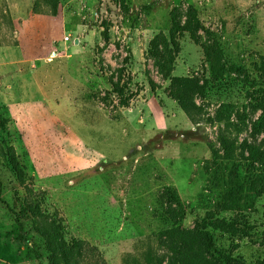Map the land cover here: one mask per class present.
Instances as JSON below:
<instances>
[{
    "label": "rangeland",
    "instance_id": "1",
    "mask_svg": "<svg viewBox=\"0 0 264 264\" xmlns=\"http://www.w3.org/2000/svg\"><path fill=\"white\" fill-rule=\"evenodd\" d=\"M174 16L197 40L176 30L166 51ZM180 76L200 129L169 95ZM260 103L264 0H0V264L206 258L178 227L210 233L201 264H263L247 186L264 166L244 158L252 137L264 148Z\"/></svg>",
    "mask_w": 264,
    "mask_h": 264
},
{
    "label": "trees",
    "instance_id": "2",
    "mask_svg": "<svg viewBox=\"0 0 264 264\" xmlns=\"http://www.w3.org/2000/svg\"><path fill=\"white\" fill-rule=\"evenodd\" d=\"M151 7H152V4L145 5L146 9H151ZM192 13H195L193 9H191L190 14ZM176 19L177 18L174 16L173 17V27L171 28V33H170V41L168 42V45L166 46V51L170 49V46H169L170 44L174 47V49L178 48L177 41H176V30H188L192 34L193 38L197 40L196 33H195L196 29L182 27L180 25L181 21L180 20L177 21ZM153 44L155 48L157 49L158 43H156V40L153 41ZM166 51H163V52L166 53ZM164 67H166V65H164ZM169 75H170V72L168 71L167 76ZM192 81H193L192 79H190L189 77H185V76L174 77L172 80V85H171L173 86V89L169 91V95L175 100H177L180 107L185 112V114L188 116V118L191 120V122H193L197 126V129H200L199 122L194 113L196 106L190 100V90H191ZM112 85L115 90L118 88V84L112 83ZM121 104L128 105L129 103H128V100L125 99L122 101ZM260 104L262 108V115L259 117L258 121L255 122V127L258 132L262 130L264 131V103H260ZM225 133H226L225 131L221 132L220 133L221 137L219 138L221 140L226 158L230 160H234L236 157L235 155L236 140L234 138L227 137L228 135ZM257 141H258L257 137H252V141L250 143L248 141H246L245 143L244 150L248 152V155L247 156L244 155L245 156L244 158L250 160V166H256L255 163H258L264 166V148L262 147V145H258ZM261 144H264V137H263ZM234 177L236 179H239V174L237 171L234 173ZM247 189H248V192H247L248 196H252L253 198H256L257 196L264 194V175L255 174L254 176H251ZM41 192L44 193V191H41ZM169 194L175 200L176 205L180 207L181 209V211H177L176 209L172 211L173 215L176 216L175 222L177 221L179 222L184 218L182 202L177 192L171 190ZM229 195L232 197L233 193ZM215 222L216 221H213V223ZM181 231L186 233V236H184L181 239L182 240L181 244H184L182 246L184 247L187 246V248H191L192 246H195L197 243H199L203 245L204 248H206V252L208 254L206 258L203 257V255L201 254H199L198 256L191 255L189 259L188 257H185V260H183L184 264H201L200 261H202L203 259H205L206 262L209 261L210 258L217 259L218 256H216L217 252L215 251L216 247L208 231H206L204 228H199V227L190 229V230L184 227H178V229L175 230L176 233H180ZM79 246L82 248L81 244H79ZM61 248H62L63 256L66 257V259L70 258L72 255V251L70 248H68V246H66V243L64 241H63V245L61 246ZM79 252L81 253V251ZM230 260L235 261V259H230ZM51 262L52 264L56 263L55 260L54 261L51 260Z\"/></svg>",
    "mask_w": 264,
    "mask_h": 264
},
{
    "label": "built area",
    "instance_id": "3",
    "mask_svg": "<svg viewBox=\"0 0 264 264\" xmlns=\"http://www.w3.org/2000/svg\"><path fill=\"white\" fill-rule=\"evenodd\" d=\"M64 40L65 41H69V40H73V39H71V36L70 35H65Z\"/></svg>",
    "mask_w": 264,
    "mask_h": 264
},
{
    "label": "crops",
    "instance_id": "4",
    "mask_svg": "<svg viewBox=\"0 0 264 264\" xmlns=\"http://www.w3.org/2000/svg\"><path fill=\"white\" fill-rule=\"evenodd\" d=\"M166 100H168V99H166ZM149 109L152 110L153 114L155 113L154 110L151 107ZM138 110H141V107L140 106H138Z\"/></svg>",
    "mask_w": 264,
    "mask_h": 264
}]
</instances>
